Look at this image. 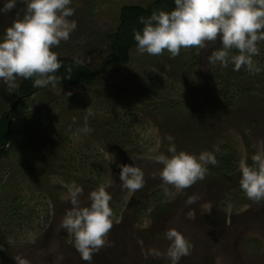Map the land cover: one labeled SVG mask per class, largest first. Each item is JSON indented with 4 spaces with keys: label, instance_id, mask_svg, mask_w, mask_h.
I'll return each instance as SVG.
<instances>
[{
    "label": "rangeland",
    "instance_id": "1",
    "mask_svg": "<svg viewBox=\"0 0 264 264\" xmlns=\"http://www.w3.org/2000/svg\"><path fill=\"white\" fill-rule=\"evenodd\" d=\"M154 1L72 0L70 6L75 13L70 19L76 21L77 28L67 41L51 50L58 57L75 59L99 73L91 84L50 83L31 97L29 110L42 111L38 124L44 134L40 138L50 135L55 143L60 141L68 159L64 169L61 160L54 164L43 160L47 161L45 171L51 169L60 175L54 173L45 179L49 192L31 193L29 189L35 181L27 173L28 166L22 164L19 148L3 157L0 201L9 203L0 206V264H16L15 256L30 264H87L73 247V237L62 227L72 206L66 189L59 188L72 181L61 172L79 179L77 184L83 188L81 207L90 205L89 193L99 186H106L112 196L113 227L107 235L108 243L93 254L91 264H170L166 256L170 242L165 237L169 229L178 230L192 244L190 254L182 257L179 264H264V201L253 202L245 196L237 176L239 167L234 177L216 173L217 169L209 164L203 180L177 192L164 185L160 177L163 166L151 158L159 153L168 155V147L174 143L177 151L197 155L218 147L220 152L234 155L237 165L241 160L247 162V145L253 154L264 149V83L252 82L261 93L257 103L263 100L252 106L254 110H240V95L222 108L211 106L206 85L210 88L209 69L214 64L209 63L208 57L221 45L219 36L202 50L181 49L180 55L188 56L184 61H178L180 55L172 57L167 51L153 56L133 48L128 64L108 68L103 65L109 54L107 35L119 26L121 8L147 6ZM3 3L0 0V7ZM24 7L18 3L12 12L0 13V36L17 13L23 16ZM258 47L264 49V41ZM149 73L150 78H159L161 91L153 93ZM20 80L15 88L0 80V117L13 108V101L7 97L17 91ZM4 100L7 104L1 106ZM88 107L96 122H88L93 129L91 134H83L79 130L91 119L81 110ZM72 116L77 124L67 125L74 121ZM108 121L114 124L113 134H130L129 143L134 145L126 142L123 149L109 146L104 126ZM167 122L174 127H168ZM169 136L173 138L171 142ZM38 148V144L33 146L34 150ZM48 150L49 147L38 153L44 158ZM219 151L216 159L223 158ZM72 157H77V161H71ZM120 164H135L143 170V188L129 192L122 187L117 167ZM166 187L172 195H164ZM56 194L58 198L52 201ZM193 194L198 199L188 204L186 201ZM147 202H151L150 208L139 211ZM11 211L20 215L33 212L34 223L16 220ZM153 250L161 255L153 254Z\"/></svg>",
    "mask_w": 264,
    "mask_h": 264
},
{
    "label": "clouds",
    "instance_id": "2",
    "mask_svg": "<svg viewBox=\"0 0 264 264\" xmlns=\"http://www.w3.org/2000/svg\"><path fill=\"white\" fill-rule=\"evenodd\" d=\"M18 3L25 5L23 16L17 13V18L0 36V80L15 88L18 78H34V87H46L57 82L54 74L61 63L51 49L67 41L76 30V21L70 19L75 9L70 6L72 0H4L0 13L12 12ZM174 5L169 12H153L148 18H140L143 28L133 32L138 53L158 56L167 51L176 57L181 49L202 50L219 36L221 46L212 51L209 63L221 67L231 64L234 71L244 68L252 74L264 71L253 59L260 54L259 42L264 41V0H174ZM86 111L88 116L93 115L91 107ZM79 131L91 134L93 129L85 121ZM167 139L173 140L171 136ZM167 151L168 155L159 153L151 158L163 166L160 177L164 185L180 192L205 178L208 165L217 163L215 153L219 148L197 155L177 151L175 144L170 143ZM251 160V165L245 160L239 162L240 189L249 200L261 202L264 201V149L258 150ZM117 167L124 189L136 192L143 188L144 172L140 167L135 164ZM63 187L72 207L64 216L62 227L73 237V247L81 259L91 264L93 254L108 243L107 235L113 227L112 196L106 186H99L89 193L90 205L81 207L83 188L75 181ZM164 195H172L167 187ZM197 199L193 194L186 202L194 204ZM165 237L170 242L167 259L170 264H179L182 257L190 254L192 244L176 229L167 230ZM153 254L161 255L157 250ZM13 258L16 264H30L20 256Z\"/></svg>",
    "mask_w": 264,
    "mask_h": 264
},
{
    "label": "trees",
    "instance_id": "3",
    "mask_svg": "<svg viewBox=\"0 0 264 264\" xmlns=\"http://www.w3.org/2000/svg\"><path fill=\"white\" fill-rule=\"evenodd\" d=\"M174 7V0H155L147 6H123L120 10L119 26L111 34L107 35V40L109 42V54L105 58L103 65L108 68L128 64L132 58L131 50L133 48H136V42L133 38V32L134 30H141L143 28V25L140 23V18H148L152 15L153 12H169L173 10ZM220 46L221 45H218V48ZM259 49L260 54L255 56L256 60L254 61L258 66L264 69V49ZM233 54H236L235 50H233ZM166 55L167 54H165V56ZM186 57L188 56H184V54H182L178 58V61H184ZM258 57L261 58L258 59ZM58 59L61 63V67L54 75L57 78V82L60 84H91L96 79L99 73L98 71H93L92 69L83 66L79 61L75 59L63 57H58ZM209 71V79L211 80V83L209 84L210 88L206 85V92L210 99L209 103L213 108H222L224 103L233 102L236 99V95H240L241 101L239 102L242 103L240 106V110L243 112L254 110L252 106H257L258 104L263 103L262 99H260V101L257 103L259 96L258 94L261 93H259V90L255 89V85L252 84V82L255 81L258 84L264 83V78H260L262 76L264 77V71H261L257 74H252L244 68H241L239 71H234L233 65L229 64L227 67H221L218 63L214 64L209 69ZM151 74L152 73H149L147 76L149 77ZM33 79L34 78L24 80L21 78L17 91L11 93V95L9 94L7 97L8 101H13L12 107H14L15 105L16 107L14 109L12 108L13 110H5L0 117V162L8 151H15L16 148H19V150L22 152V164L24 163L28 166L27 173L31 177H33L35 181L33 188L29 189V192L43 193V191L49 192L47 189L48 183L45 179L47 177L50 178L55 173V171L51 169L45 171V162L49 161L50 163H55L57 160H61L63 161L61 164L63 165L62 168L64 169L66 167V164H64V162L65 160L67 161L68 157L64 152L65 147H60V141H58V143H55V139L50 135H48V138H40L42 132L44 134V131L40 129L41 126L38 124L40 121L39 114L42 111L35 112L33 110H29V105L32 100L31 97L34 94L41 93L44 90V87H34ZM150 80L153 81V93L154 90L161 91L163 89L161 85L157 84V81L159 80L158 77L154 76L150 78ZM22 96H25V98L20 100ZM6 104V100H4L1 103V106H6ZM71 108L73 111L76 110V108L74 107ZM81 111L84 114H87L86 109H82ZM72 118L74 119V121H68L67 125H69L70 123L72 125L77 124V119L74 116H72ZM88 119H91L87 121L88 126L90 125L88 122H96V120H94L92 116H88ZM84 125L85 123L82 127H84ZM113 125L114 124H111L109 121L104 124L106 130L105 138H107L106 143H108L109 146H117L123 149L126 146V142L127 144L129 143L130 134H113ZM167 125L170 128L174 127L173 123L167 122ZM51 129L52 127H50L49 132L51 131ZM114 135H118L121 137ZM108 136L112 137L108 138ZM40 139L43 141H41ZM66 139L69 144L70 139L68 137H66ZM40 141L42 144L44 143V146L41 145ZM36 144H38L39 148L34 150L33 146H35ZM129 144L130 146L134 145L131 142ZM47 145L49 147V150L47 151L45 157L42 158L41 153L39 155L38 152H43L45 148H48ZM247 148L249 153L247 163L251 165V157L254 154L251 148H249V145H247ZM219 153L223 158H220L219 156V158L216 159L217 163L211 166L217 169L215 170L216 173H230L235 177L238 165L236 164V160L233 158L234 155L230 156L228 153L226 154L225 151H219ZM71 161H77V157H72ZM78 161L80 162V159ZM83 161L85 162L87 160ZM61 173L68 176V179H70L69 182L75 181L77 183V181L79 180L77 177H75V175H69V172L68 174L65 172ZM237 176H241V174L239 173L237 174ZM61 188L64 189L63 186L59 189ZM57 198L58 194H56L55 197H52V201H56ZM3 200L4 199H1L0 206L9 203L8 201ZM19 200L21 199L19 198ZM150 203L151 202L143 203L144 205L142 204L138 208V210H148L151 205ZM10 215L16 217V220L34 223L33 212L26 211V214L20 215V213H16V211H11Z\"/></svg>",
    "mask_w": 264,
    "mask_h": 264
},
{
    "label": "water",
    "instance_id": "4",
    "mask_svg": "<svg viewBox=\"0 0 264 264\" xmlns=\"http://www.w3.org/2000/svg\"><path fill=\"white\" fill-rule=\"evenodd\" d=\"M24 98H25V96H22V97L20 98V100H21V99H24ZM15 107H16V105L13 107V109H14ZM13 109H12V110H13Z\"/></svg>",
    "mask_w": 264,
    "mask_h": 264
}]
</instances>
